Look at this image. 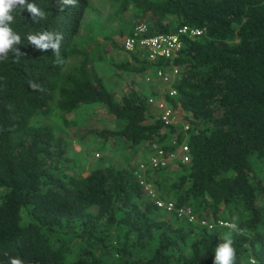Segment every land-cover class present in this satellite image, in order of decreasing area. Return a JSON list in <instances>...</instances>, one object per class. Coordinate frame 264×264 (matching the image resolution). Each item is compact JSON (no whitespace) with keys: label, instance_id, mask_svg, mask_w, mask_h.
Segmentation results:
<instances>
[{"label":"trees","instance_id":"1","mask_svg":"<svg viewBox=\"0 0 264 264\" xmlns=\"http://www.w3.org/2000/svg\"><path fill=\"white\" fill-rule=\"evenodd\" d=\"M106 1L105 20L131 19L126 34L138 22L146 34L203 27L198 36H181L171 61H148L136 49L146 64L111 62L134 72L176 65L175 94L164 96L187 127L164 124L143 90L129 85L116 97L105 86L90 47L76 42L89 0L63 7L60 0H27L46 19L34 22L26 7L16 9L11 27L22 55L0 61V264H213L229 232L215 225L210 234L157 207L133 174L137 163L70 172L64 137L31 121L48 114L51 101L65 122L66 113L100 103L117 127L91 131L128 147L183 140L188 160L147 169L145 180L198 218H238L247 234H232L235 264H264V0ZM41 31L63 34L59 65L51 49L28 43L29 33ZM29 80L44 90L31 89Z\"/></svg>","mask_w":264,"mask_h":264},{"label":"rangeland","instance_id":"2","mask_svg":"<svg viewBox=\"0 0 264 264\" xmlns=\"http://www.w3.org/2000/svg\"><path fill=\"white\" fill-rule=\"evenodd\" d=\"M107 3L106 0H89L76 42L86 43L90 47L92 63L97 73L116 97H119L129 85L135 87L131 80L136 78L150 84L151 88L144 90L147 95L151 91L164 90V84L154 76L153 68L150 66L141 72H134L112 65L111 62L124 60L132 65H143L147 62L142 61L144 57L138 50L126 51L122 48V39L126 35L125 31L129 28L131 19L105 20ZM120 30L125 34H121ZM132 56L136 58L133 59ZM149 107L152 113H157L153 106ZM65 119L66 122L61 118L54 101H51L50 112L34 115L31 121L34 124L48 123L54 132L64 137L69 158L67 169L73 174H85L90 168L108 162L119 166L135 164L147 159L149 155V147L146 144L128 147L120 138H103L91 131L93 128L117 127L115 119L105 112L100 103L82 105L66 113ZM1 192L0 189V194Z\"/></svg>","mask_w":264,"mask_h":264},{"label":"built area","instance_id":"3","mask_svg":"<svg viewBox=\"0 0 264 264\" xmlns=\"http://www.w3.org/2000/svg\"><path fill=\"white\" fill-rule=\"evenodd\" d=\"M203 30V27L183 24L172 32L146 34L145 24L138 22L123 37L121 45L126 51L142 50L145 58L151 62H156L159 58L171 61L180 48L182 35L195 37L200 35ZM177 71L178 67L176 65L154 66V76L164 84L165 89L159 90L158 94L148 95L146 101L155 107L159 118L164 124H181L182 128L185 129L187 125L179 120L177 111L172 109L164 96V92H166L168 97H172L175 94V88L172 86V83H174ZM168 144L169 147H165L155 141L150 142L148 146L150 152L147 159L138 161L133 169V174L153 199L155 205L165 211L174 212L177 216L184 217L188 221H195L201 225H205L207 228L209 225H222L221 222H227L222 219L212 222L203 217L198 218L192 212L190 206H176L172 200L162 199L156 195L151 183L145 180L144 172L147 169L164 167L173 162H185L188 160V146L183 140H178L176 136H172Z\"/></svg>","mask_w":264,"mask_h":264},{"label":"clouds","instance_id":"4","mask_svg":"<svg viewBox=\"0 0 264 264\" xmlns=\"http://www.w3.org/2000/svg\"><path fill=\"white\" fill-rule=\"evenodd\" d=\"M61 7L63 5H75L76 0H60ZM27 8L31 13L34 22L46 19V13L35 3H28L27 0H0V61H7L9 59V53L15 54V59H19L22 53L19 51L17 45L21 44V37L11 27L14 22L13 13L16 9ZM63 34L41 31L38 33H29L26 37L29 44L33 45L35 49L40 51H46L51 49L54 56L55 64H60V46L63 40ZM28 85L33 90L43 91L42 85L35 83L31 80L28 81ZM223 227L229 229L228 233H225L221 242L215 247L213 264H235L236 251L233 247L232 234L246 235V231L239 227L238 218L233 217L229 222H221ZM209 233H212L213 226H208ZM11 264H21L18 259H13ZM252 264H256L253 260Z\"/></svg>","mask_w":264,"mask_h":264},{"label":"crops","instance_id":"5","mask_svg":"<svg viewBox=\"0 0 264 264\" xmlns=\"http://www.w3.org/2000/svg\"><path fill=\"white\" fill-rule=\"evenodd\" d=\"M132 81V83L134 84V88H136V89H138V90H147V89H149V88H151V86H150V84L148 83H146V81H143V80H141V79H139V78H136V80L134 79V80H131ZM134 81H136V82H134ZM157 91V90H156ZM156 94H158V92H156ZM149 106H153L152 104H150ZM154 107V106H153ZM155 108V107H154Z\"/></svg>","mask_w":264,"mask_h":264}]
</instances>
